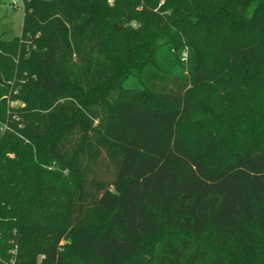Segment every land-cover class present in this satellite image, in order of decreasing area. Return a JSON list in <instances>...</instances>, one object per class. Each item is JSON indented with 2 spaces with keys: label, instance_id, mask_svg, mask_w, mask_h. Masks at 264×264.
<instances>
[{
  "label": "trees",
  "instance_id": "obj_1",
  "mask_svg": "<svg viewBox=\"0 0 264 264\" xmlns=\"http://www.w3.org/2000/svg\"><path fill=\"white\" fill-rule=\"evenodd\" d=\"M21 1L0 264H264V0Z\"/></svg>",
  "mask_w": 264,
  "mask_h": 264
},
{
  "label": "rangeland",
  "instance_id": "obj_2",
  "mask_svg": "<svg viewBox=\"0 0 264 264\" xmlns=\"http://www.w3.org/2000/svg\"><path fill=\"white\" fill-rule=\"evenodd\" d=\"M14 2L15 5L12 4ZM23 8L21 0H0V35L3 39H11L13 37L20 36L22 22H23ZM159 41L158 43H160ZM135 70H131L128 75H125L124 80L126 86L133 85L135 79L133 74ZM156 99L155 97H152ZM16 102H13L15 104ZM155 242L149 243L148 247H152Z\"/></svg>",
  "mask_w": 264,
  "mask_h": 264
},
{
  "label": "built area",
  "instance_id": "obj_3",
  "mask_svg": "<svg viewBox=\"0 0 264 264\" xmlns=\"http://www.w3.org/2000/svg\"><path fill=\"white\" fill-rule=\"evenodd\" d=\"M12 4L15 5L14 2H12ZM185 58H186V53L183 52V54H182V60H184Z\"/></svg>",
  "mask_w": 264,
  "mask_h": 264
},
{
  "label": "water",
  "instance_id": "obj_4",
  "mask_svg": "<svg viewBox=\"0 0 264 264\" xmlns=\"http://www.w3.org/2000/svg\"><path fill=\"white\" fill-rule=\"evenodd\" d=\"M116 27H119V26H116Z\"/></svg>",
  "mask_w": 264,
  "mask_h": 264
}]
</instances>
